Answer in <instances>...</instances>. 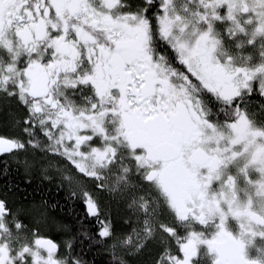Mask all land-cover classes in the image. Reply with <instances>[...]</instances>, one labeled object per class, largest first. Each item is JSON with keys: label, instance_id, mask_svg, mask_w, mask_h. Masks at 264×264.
<instances>
[{"label": "snow or ice", "instance_id": "obj_1", "mask_svg": "<svg viewBox=\"0 0 264 264\" xmlns=\"http://www.w3.org/2000/svg\"><path fill=\"white\" fill-rule=\"evenodd\" d=\"M5 104L0 178L83 212L5 183L0 264H264V0H0Z\"/></svg>", "mask_w": 264, "mask_h": 264}, {"label": "trees", "instance_id": "obj_2", "mask_svg": "<svg viewBox=\"0 0 264 264\" xmlns=\"http://www.w3.org/2000/svg\"><path fill=\"white\" fill-rule=\"evenodd\" d=\"M9 111L15 112L16 106L14 104L0 105V132L8 130L11 117ZM12 170L9 176L0 178V190H3L5 183L18 184L20 189H24L19 193L21 196H28L29 199L41 200L45 199L50 204H57L58 206L53 210L54 215L58 219H62L66 222H74L75 218L83 212V205L79 200L70 198V193L67 187H58L60 181L56 175L53 174L51 181L42 179L39 174H36L30 185L25 184L22 170H16V166H11ZM124 213L122 209H113V220L117 226L123 223ZM93 232L95 231V225L93 222ZM48 235H53L56 239L60 240V234L54 230L48 232ZM87 258L94 264H105L106 257L93 250L88 253Z\"/></svg>", "mask_w": 264, "mask_h": 264}, {"label": "flooded vegetation", "instance_id": "obj_3", "mask_svg": "<svg viewBox=\"0 0 264 264\" xmlns=\"http://www.w3.org/2000/svg\"><path fill=\"white\" fill-rule=\"evenodd\" d=\"M52 239L59 241L58 239H56L53 235H49Z\"/></svg>", "mask_w": 264, "mask_h": 264}, {"label": "rangeland", "instance_id": "obj_4", "mask_svg": "<svg viewBox=\"0 0 264 264\" xmlns=\"http://www.w3.org/2000/svg\"><path fill=\"white\" fill-rule=\"evenodd\" d=\"M55 175V174H54ZM57 177V176H56ZM57 178H59V177H57ZM49 234V233H48Z\"/></svg>", "mask_w": 264, "mask_h": 264}]
</instances>
